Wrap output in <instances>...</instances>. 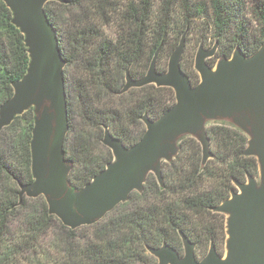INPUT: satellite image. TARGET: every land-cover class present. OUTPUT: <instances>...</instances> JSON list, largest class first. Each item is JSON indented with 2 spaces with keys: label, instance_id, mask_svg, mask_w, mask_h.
<instances>
[{
  "label": "trees",
  "instance_id": "16d2710c",
  "mask_svg": "<svg viewBox=\"0 0 264 264\" xmlns=\"http://www.w3.org/2000/svg\"><path fill=\"white\" fill-rule=\"evenodd\" d=\"M65 1L50 2L46 10L66 62V150L73 162L70 181L79 188L114 160L103 144L106 128L130 147L146 132L145 116L155 121L176 103L169 87L122 93L128 71L134 80L144 78L159 51L157 69L167 72L161 61L169 63L183 35L200 22L218 43L216 56L208 60L213 67L237 48L250 56L264 44V0H256L253 14L257 35L244 14V0ZM25 40L0 0V107L28 71ZM182 69L193 86L199 84L195 55L186 49ZM34 125L31 109L0 132V264H150L154 257L148 249L164 244L183 256L182 234L195 244L197 258L204 257L212 243L219 251L228 238L227 216L214 209L237 190L235 183L259 175L258 160L244 155L249 138L232 124L211 125L214 158L205 166L200 143L184 137L178 155L163 164L164 186L150 174L143 192H133L100 223L72 230L50 215L44 197L21 196V187L34 182Z\"/></svg>",
  "mask_w": 264,
  "mask_h": 264
},
{
  "label": "water",
  "instance_id": "95a60500",
  "mask_svg": "<svg viewBox=\"0 0 264 264\" xmlns=\"http://www.w3.org/2000/svg\"><path fill=\"white\" fill-rule=\"evenodd\" d=\"M13 13V24L25 36L30 64L26 75L14 83V95L0 107V132L14 119L33 109L35 125L31 142L34 182L21 187V196L44 197L49 213L64 226L75 230L100 223L133 192L141 193L150 174L164 186L163 164L180 151L184 137L196 139L202 147V166L214 158L207 128L232 124L248 138L245 156L255 157L259 175L245 183L214 211L227 216L225 253L211 244L199 260L196 246L181 235L184 255L164 244L148 249L158 264H264V44L253 55L240 48L230 58L219 59L213 67L218 43L211 50L201 45L195 57L200 76L193 86L182 69L187 33L170 57L168 70L158 71L159 51L144 78L134 80L129 71L122 93L149 85L175 91L176 103L159 119L143 118L146 132L127 147L105 129L103 144L114 156L105 170L86 186L70 181L73 162L67 158L66 138L70 129L66 62L58 32L51 23L46 5L65 0H3Z\"/></svg>",
  "mask_w": 264,
  "mask_h": 264
},
{
  "label": "rangeland",
  "instance_id": "374dc122",
  "mask_svg": "<svg viewBox=\"0 0 264 264\" xmlns=\"http://www.w3.org/2000/svg\"><path fill=\"white\" fill-rule=\"evenodd\" d=\"M244 1H245L244 14L249 24L250 30L252 33H256L257 35V32L255 31L257 30V28H256V24L254 23V17H253V14L257 7V1L256 0H244ZM155 10L158 11V5L155 8ZM204 27L205 25L201 22L198 24H194V30H192V33H189L186 36L185 49L187 50L189 54H194L195 57L201 45H204L205 49L211 50L212 48L215 47V44H216L213 32L212 31L207 32L206 30H204ZM231 40L232 38L229 39V41ZM226 44H227V47L228 45H230V43H226V41H224L223 45H226ZM166 64H168L167 58H165L164 61H161V64L159 66L160 68L166 69ZM212 148H213L212 150L215 149L214 147ZM225 251H226L225 247L220 245L219 253L224 254ZM204 257L198 256V259L201 260ZM154 258L150 260V264H158V260Z\"/></svg>",
  "mask_w": 264,
  "mask_h": 264
}]
</instances>
